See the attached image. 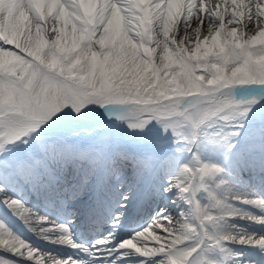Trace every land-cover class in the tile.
<instances>
[{"label":"snow or ice","instance_id":"snow-or-ice-1","mask_svg":"<svg viewBox=\"0 0 264 264\" xmlns=\"http://www.w3.org/2000/svg\"><path fill=\"white\" fill-rule=\"evenodd\" d=\"M0 264H264V0H0Z\"/></svg>","mask_w":264,"mask_h":264},{"label":"bare ground","instance_id":"bare-ground-1","mask_svg":"<svg viewBox=\"0 0 264 264\" xmlns=\"http://www.w3.org/2000/svg\"><path fill=\"white\" fill-rule=\"evenodd\" d=\"M40 246H41V247H45V245H43V244H41V243H40Z\"/></svg>","mask_w":264,"mask_h":264}]
</instances>
